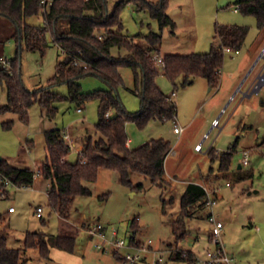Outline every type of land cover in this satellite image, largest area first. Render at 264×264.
Masks as SVG:
<instances>
[{
  "label": "rangeland",
  "instance_id": "obj_1",
  "mask_svg": "<svg viewBox=\"0 0 264 264\" xmlns=\"http://www.w3.org/2000/svg\"><path fill=\"white\" fill-rule=\"evenodd\" d=\"M108 1L111 7L117 2ZM148 1L158 3L160 0ZM236 1L168 0L167 13L175 21L174 32L170 26L161 29L148 9L138 10L132 3L122 8L123 32L128 35L148 34L150 31L162 33V41L158 45L162 54L209 51L216 41L218 24L245 25L250 30L242 49L225 52L217 87H212L204 77H196L190 83H184L183 77H179L173 84L159 66L161 72L157 82L166 95L176 92L172 98L178 109L176 120L179 125L187 126L186 131L180 135L175 133L174 120L151 119L143 128L134 122L127 123V133L134 148L161 137L171 141L173 150L166 159L168 171L177 175L173 179L175 187L172 188L167 180L163 186L153 184L149 177L134 172L132 184L143 183V188H137L119 182L116 171L102 168L96 181L87 182L92 193L78 196L73 202L70 223L80 227L83 223L85 227L102 223L109 236L112 228L117 229L118 238L127 243L132 238L141 241L151 239L155 250L157 247L164 249L162 256L168 264H187L179 259L171 260L177 248L172 221L180 211L181 197L186 189L183 181L199 183L214 172L216 183L210 181L203 185L211 190L219 188L217 203L213 207L206 205L187 219L189 234L180 245L193 247L204 257L208 247H212L208 216L213 212L224 223L223 239L234 264H264V89L249 97L244 96L243 90L264 68V35L261 36L264 31L258 27L255 15L234 11ZM27 22L43 25V11L29 16ZM13 32L10 20L0 17V57L9 60L16 56L17 51ZM138 41L146 43L143 38H138ZM47 42L44 51L24 47L21 52V75L30 90L46 88L56 73L57 64L65 57L51 33H47ZM112 53L124 56L127 50L114 46ZM120 73L123 82L117 86L116 92L126 112H138L142 108V98L134 92V72L129 67H122ZM238 80L240 82L235 86ZM79 81L84 92L109 89V85L98 76L89 75ZM49 88L62 96L69 94L67 83ZM7 104V87L0 80V105ZM50 108L53 110L49 111L35 101L29 108L28 122L21 120L16 112H0V156L3 159L18 167L37 169L36 165L47 155L45 132L56 128L65 130L74 140L70 143L68 157L71 162H76L79 158L77 149L87 136H99L95 127L99 119L98 99H89L81 105L70 99H61L52 102ZM10 121L12 126L7 128L4 124ZM197 143L201 144L202 150H196ZM211 147L219 153L234 148L228 168H220L219 159L208 153ZM245 149L251 153L249 164L240 168ZM248 171H252L253 176L240 180L239 172ZM227 182L231 185L228 186ZM47 188V181L38 176L32 186H10L9 196L0 197V216H4L0 221L5 219L7 224L0 231L9 232L10 246L23 245L19 239H23L27 231L59 233L61 217L49 206ZM40 205L43 207L42 218L36 212ZM10 207H14L16 212L9 215ZM133 221L136 226L132 225ZM80 229L74 254L51 244L50 259L40 257L37 249H29L24 264L117 263L113 246L107 244V250H100L96 247L98 240L88 237L85 230ZM126 251V247L120 249L122 254ZM155 257L156 254H148V263Z\"/></svg>",
  "mask_w": 264,
  "mask_h": 264
},
{
  "label": "trees",
  "instance_id": "obj_2",
  "mask_svg": "<svg viewBox=\"0 0 264 264\" xmlns=\"http://www.w3.org/2000/svg\"><path fill=\"white\" fill-rule=\"evenodd\" d=\"M167 1L152 3L148 0H117L111 7L108 0H54L48 10L43 12L45 23L36 25L28 23L27 18L42 11L41 0H0V17L12 23V37L17 43L16 56L10 60V67L0 61V80L5 82L8 92V104L0 105V112H16L21 120L28 122L29 108L35 101L52 111L50 106L56 100L70 99L78 105L89 99L99 100V119L95 125L99 136H87L76 162L66 159L71 145L64 136L65 131L53 128L45 132L47 156L37 169L18 167L6 159L2 160L0 187L4 177L19 187L32 186L39 174L50 180L49 206L61 218L69 221L73 202L78 196L92 193L87 182L96 181L102 168L116 171L119 182L123 184L134 186L131 181L134 172L149 177L153 184H165V160L172 149L171 141L161 137L130 148L127 123L134 122L143 128L151 119L168 121L177 116L175 101L168 99L169 95L164 93L157 82L161 72L159 66L173 84L177 83L179 77H183L184 83H190L196 77H204L212 87H217L225 61L224 47L242 49L250 30L245 25L218 24L215 30L216 41L211 44L210 50L189 54H162L158 46L162 41V33L150 31L148 34L128 35L123 32L120 12L129 3L135 4L138 10L148 9L152 17L158 20L161 29L170 26L174 32L176 25L167 13ZM237 3L240 4L239 11L255 15L258 27L264 28V0H237ZM47 33L52 34L65 57L57 64L56 73L46 88L30 90L21 75V52L24 47L44 51L48 45ZM138 38H143L146 43L139 42ZM114 46L126 48L127 54L113 55ZM155 54L163 56L162 64L157 63ZM122 67L133 70L134 92L142 98V108L135 113L125 111L116 92L117 86L123 82L120 73ZM89 75L102 78L109 89L84 92L79 80ZM59 83L68 84V96H62L49 88ZM108 112L110 116H107ZM4 125L10 128L12 122ZM233 151L234 148L219 153L211 147L208 153L219 159L221 169H226L231 163ZM252 176V171L239 172L240 180ZM134 187L143 188V183ZM5 192L7 197L9 188ZM207 203L204 186L196 182L189 183L181 197L180 211L172 221L177 247L172 254L173 258L185 260L189 264L196 261L195 253L184 248L180 242L189 234L187 219L204 209ZM43 221L46 222L45 219ZM135 224L133 221L132 225ZM69 226L74 231L77 229L72 224ZM76 243L74 233L52 235L31 231L26 233L23 245L12 247L8 236L0 232V264H24L29 249H37L40 257L50 259L51 244L73 252Z\"/></svg>",
  "mask_w": 264,
  "mask_h": 264
},
{
  "label": "built area",
  "instance_id": "obj_3",
  "mask_svg": "<svg viewBox=\"0 0 264 264\" xmlns=\"http://www.w3.org/2000/svg\"><path fill=\"white\" fill-rule=\"evenodd\" d=\"M54 0H41L42 4V11L46 12L48 8L52 5ZM234 11L238 12L240 10V4L233 5ZM224 50L226 52L233 51L230 47L225 46ZM154 58L156 59L158 64L163 63V56L161 54H155ZM0 61L5 66H10V60L6 57L1 56ZM260 75V86L261 90L264 89V68L259 73ZM176 95V92L173 91L171 95L168 96V99H172L173 96ZM110 112L107 113V116H110ZM177 117V116H176ZM176 117L174 119V131L176 133H182L184 127L179 125L177 123ZM217 123V121L215 122ZM64 136L67 139V141L70 143H74V140L70 137L66 131L64 132ZM71 145V144H70ZM196 149H201V144L196 145ZM81 152V150L79 151ZM250 150L246 149L242 151V165H248L249 164V157H250ZM36 176H39L37 174ZM4 182L3 185L0 187V193L2 197L6 196V189H8L10 186H17L14 184L9 178L4 177L2 179ZM227 185H230L229 182H227ZM204 189L208 196V203L207 205H210L213 207L214 204L217 203L218 199V189L214 187V189H210L206 187L205 185ZM25 188H28L30 186H22ZM14 207H10V211H13ZM43 207L39 206L37 208V214L38 216H42ZM208 220L210 222V242L212 243V247L208 248L206 250V255L204 257L196 256V261L193 264H234L233 257L229 254V252L226 250V244L223 239V228L224 223L222 220L218 219L215 214L212 212L208 216ZM107 227H105L102 223H97L96 225L89 227L88 232L89 234L98 240L96 247H98L100 250L105 251L107 250V244L114 247L117 254L120 256V263L119 264H139L144 259H147L148 254H156L157 256L153 260V262H150L149 264H158L162 261H164V258L161 254H159L158 250H155L153 248V240L148 239L147 241H141L136 240L135 238H132L128 243L124 239L118 238V230L112 228L110 232V236L107 234ZM126 247L127 251L123 254L120 253V249Z\"/></svg>",
  "mask_w": 264,
  "mask_h": 264
},
{
  "label": "crops",
  "instance_id": "obj_4",
  "mask_svg": "<svg viewBox=\"0 0 264 264\" xmlns=\"http://www.w3.org/2000/svg\"><path fill=\"white\" fill-rule=\"evenodd\" d=\"M261 30H263L264 31V28L263 29H261ZM264 35V32L263 33H261V36H263ZM240 81L238 80L237 82H236V84H235V86H237L238 85V83H239ZM243 90H247V86H245L244 87V89ZM79 111H81V108H79ZM214 122H216L215 121V119H214ZM184 127V129H183V132L184 131H186V129H187V126H183ZM65 131V130H64ZM175 132V131H174ZM182 132V133H183ZM176 133V132H175ZM182 133H177L178 135H180V134H182ZM197 144H200V143H197ZM196 144V145H197ZM128 145H129V147L130 148H134V147H132V140L129 138V143H128ZM82 147H83V144L82 145H80V147L77 149L78 150V152L82 149ZM196 147V146H195ZM203 149V147H201V149H196V150H202ZM173 150V148L171 149V151ZM246 150V149H245ZM218 152V151H217ZM170 154V153H169ZM47 156V155H46ZM69 156V155H68ZM66 157V159L67 160H69V157ZM70 161V160H69ZM40 163H38L36 166L38 167V165H39ZM243 165L241 164V167H242ZM240 167V168H241ZM165 170H166V172H165V179L170 183L171 182V185H172V188H174L175 187V183H174V181H173V179H176V177H177V175L175 174V173H173V172H169L168 171V161H167V159L165 160ZM215 173L214 172H211L209 175H208V177L206 178V180H203V181H201V182H199V184H201V185H203L204 183H208V182H213V183H216V179H215V175H214ZM38 177V176H37ZM36 177V178H37ZM42 177V176H41ZM43 178V177H42ZM44 179V178H43ZM44 180H46L47 181V184H48V188H47V192H48V189H49V185H50V180H47V179H44ZM184 183H185V185H186V187H187V185L189 184V182L190 181H183ZM191 183V182H190ZM231 185V184H230ZM230 185H228V186H230ZM18 188H20V187H18ZM21 188H25V187H21ZM9 193H10V190H9ZM9 196V195H8ZM41 206V205H40ZM39 207V206H38ZM37 207V208H38ZM42 207V206H41ZM16 212V209L15 210H13V211H10V208L8 209V211H7V214H12V213H15ZM36 212H37V210H36ZM210 214V213H209ZM38 215V214H37ZM1 218H3L4 216L3 215H1L0 216ZM41 218L43 217V211H42V216H40ZM2 221H0V230H3V228L7 225L4 221H5V219H1ZM70 224H72V225H74V226H76V230L74 231L73 230V227L71 228L69 225ZM83 224H85V223H83ZM82 224V226L80 227V226H78V225H75L74 223H70L68 220H64L63 218H61V226H60V231H59V233L60 234H63V233H74L75 235H76V238H77V243H78V237H79V234H80V231H81V229L80 228H82V229H84L85 230V232L87 233V235H88V237H90V238H93L90 234H89V232H88V228L90 227V226H88V225H86V227L84 226ZM35 231H37V230H35ZM1 233H3V234H6L7 236H9V232L8 231H6V232H3V231H0ZM28 232H31V231H27L26 233H28ZM26 235V234H25ZM209 236H210V234H209ZM24 238H25V236H24ZM24 238L23 239H19V241H20V243L21 244H23V242H24ZM9 239V238H8ZM77 243H76V246H77ZM84 243H86V240H84ZM183 246V245H182ZM19 247V246H18ZM187 248V247H186ZM193 248V247H192ZM192 248H187L188 250H192L194 253H195V255L197 256H200V253H197L196 251H195V249H192ZM209 248V247H208ZM60 249V248H59ZM61 250H63V251H65V252H69V251H67V250H64V249H61ZM75 250H76V247H75ZM75 250L73 251V252H70V253H73L74 254V252H75ZM156 250H158V252H159V254H161V255H163V251H164V249L163 248H159V247H157V249ZM51 254V253H50ZM72 254V255H73ZM116 256V259H117V263L116 264H119L120 263V257H119V254H116L115 255ZM157 256V255H156ZM26 257H28V256H26ZM103 257V256H102ZM171 260H173V261H175V258H173L172 256H171ZM177 260V259H176ZM179 260H182V259H179ZM182 261H184L185 263H187V264H189V262H187V261H185V260H182ZM168 261H165V259H164V261H162V262H160V263H158V264H168L167 263ZM141 264H149L148 263V260L147 259H144L143 261H141L140 262Z\"/></svg>",
  "mask_w": 264,
  "mask_h": 264
},
{
  "label": "water",
  "instance_id": "obj_5",
  "mask_svg": "<svg viewBox=\"0 0 264 264\" xmlns=\"http://www.w3.org/2000/svg\"><path fill=\"white\" fill-rule=\"evenodd\" d=\"M260 75L258 74L256 78L252 80V82L247 86V90L244 92V96H252L253 94H258L261 91L260 84ZM3 158L0 156V163L2 162ZM241 167V164L239 165Z\"/></svg>",
  "mask_w": 264,
  "mask_h": 264
}]
</instances>
